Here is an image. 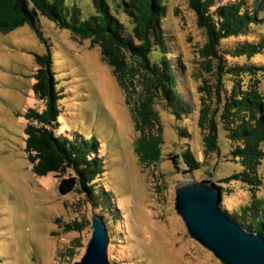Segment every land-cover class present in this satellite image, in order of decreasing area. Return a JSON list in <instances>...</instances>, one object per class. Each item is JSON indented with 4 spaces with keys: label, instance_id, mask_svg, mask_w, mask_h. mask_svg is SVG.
Segmentation results:
<instances>
[{
    "label": "rangeland",
    "instance_id": "1",
    "mask_svg": "<svg viewBox=\"0 0 264 264\" xmlns=\"http://www.w3.org/2000/svg\"><path fill=\"white\" fill-rule=\"evenodd\" d=\"M107 1L112 12L131 29L124 0ZM245 1L248 12L257 19L241 33L222 39L220 50L228 64L264 68V49L253 55L236 52L264 39V0ZM164 2L168 13L162 22L178 91L191 104L193 113L177 117L162 102L157 103L165 143L161 160L153 163L140 162L135 152L140 133L135 126L134 103L140 93L128 97L100 48L92 47L90 39L74 38L69 29L43 15L39 17L42 36L29 24L11 32L0 30V264H74L92 237L93 215L102 213L110 235V264H224L190 235L176 210V185L189 179H211L224 187L222 204L230 210L248 204L253 192L242 180L232 178L244 167L234 158L233 142L222 123L219 151L207 158L204 155L203 132L197 120L202 96L199 86L208 66L202 49L209 37L188 0ZM67 4L79 6L83 20L96 13L93 0H67ZM1 17L11 19L8 4ZM48 47L62 94L56 133L97 140L99 154L107 164L105 176L98 180L91 197L77 190L62 194L57 174H38L26 150V113L31 108L40 112L47 108L33 86L38 69L36 54H44ZM151 56L155 60L158 51ZM244 79L248 81L249 76ZM234 80L226 77L229 90ZM183 128L191 135H182ZM150 131L158 134L157 127ZM189 147L202 162L194 173L183 172V165L177 169L167 154ZM259 172L263 184L256 194L264 197V159ZM106 190L110 194H105ZM77 222L81 230L75 228Z\"/></svg>",
    "mask_w": 264,
    "mask_h": 264
},
{
    "label": "trees",
    "instance_id": "2",
    "mask_svg": "<svg viewBox=\"0 0 264 264\" xmlns=\"http://www.w3.org/2000/svg\"><path fill=\"white\" fill-rule=\"evenodd\" d=\"M188 1L198 15L199 26L205 28L209 37L202 49L208 66L199 86L202 96L197 120L203 132L204 155L207 158L210 153L219 151V124L222 123L234 145L232 154L244 167L232 178L242 180L253 192L248 204L233 210L224 207V210L246 229L264 235V197L256 194L263 184L259 166L264 159V91L261 90L264 68L228 64L225 53L220 50L222 39L241 33L257 17L248 12L245 0L223 4L218 0ZM93 2L96 13L83 20L81 8L69 6L67 0H0V30L11 32L29 24L42 36L39 17L43 15L59 27L69 29L74 38L90 39L92 47L100 48L103 60L112 67L117 82L128 97L140 93L139 100L134 103L135 126L140 133L135 152L140 162L160 161L165 137L157 103L162 102L177 117L193 113L191 104L178 91L177 76L171 62L162 22L168 7L164 0H124L125 11L133 24L129 29L112 12L107 0ZM6 4L12 13L8 21L1 19ZM263 49L264 39L236 52L253 55ZM155 51H158V57L154 60L151 55ZM36 60L38 69L33 88L36 96L46 101L47 108L43 112L31 108L26 113L29 120L26 127L29 159L38 174H57L62 194L77 190L87 192L91 197L98 180L105 176L107 170L106 161L99 154L98 141L56 133L58 103L62 94L57 88L51 48L48 47L44 54H36ZM260 71L263 72L259 74ZM227 76L236 78L230 90L226 85ZM246 76H249L248 81L244 79ZM153 127H157V135L151 133L150 128ZM181 134L191 135L186 128L181 129ZM167 154L177 169L184 166L185 173H194L202 164L190 147L181 153L176 150ZM102 186L105 188L106 185ZM104 193L110 194L107 190ZM75 226L82 229L79 222ZM69 252L73 254L72 250Z\"/></svg>",
    "mask_w": 264,
    "mask_h": 264
},
{
    "label": "water",
    "instance_id": "3",
    "mask_svg": "<svg viewBox=\"0 0 264 264\" xmlns=\"http://www.w3.org/2000/svg\"><path fill=\"white\" fill-rule=\"evenodd\" d=\"M223 190L213 181L189 179L176 185V210L190 235L224 264H264V235L232 219L222 204ZM110 235L100 214L92 217V237L74 264H110Z\"/></svg>",
    "mask_w": 264,
    "mask_h": 264
}]
</instances>
